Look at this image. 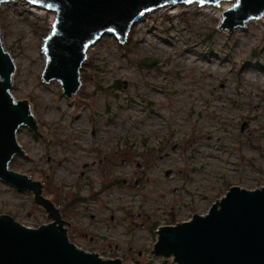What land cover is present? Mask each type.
I'll return each mask as SVG.
<instances>
[{"label":"rangeland","instance_id":"obj_1","mask_svg":"<svg viewBox=\"0 0 264 264\" xmlns=\"http://www.w3.org/2000/svg\"><path fill=\"white\" fill-rule=\"evenodd\" d=\"M24 3L1 4L0 32L15 63L11 93L30 103L37 132L19 128L25 152L10 168L44 186L43 196L70 222L71 242L76 244V191H98L102 181L118 175L135 180L139 163L148 166L139 173L141 189L133 183L115 187L96 201L124 218L122 206L141 201L154 218L183 199L172 193L176 186L207 193L208 209L234 185L264 186V19L229 32L203 7L144 14L122 44L112 34L101 36L87 55L79 90L67 98L59 81L42 79L52 20ZM104 155L109 164L91 172V186L83 185L81 163ZM120 157L129 163L116 164ZM165 169L182 170L184 177L167 179ZM0 213L32 228L47 221L31 191L2 180ZM143 236L138 244L146 255H134L140 264H177L153 251L151 234ZM117 238L123 242L126 234Z\"/></svg>","mask_w":264,"mask_h":264},{"label":"water","instance_id":"obj_2","mask_svg":"<svg viewBox=\"0 0 264 264\" xmlns=\"http://www.w3.org/2000/svg\"><path fill=\"white\" fill-rule=\"evenodd\" d=\"M6 1L0 0V5ZM22 1L55 13L57 32L53 36L50 30L45 38L42 79L59 81L67 98L79 90L88 49L102 35L112 34L122 44L141 16L140 12L147 14L163 6L192 2L217 5V0H204L203 4L200 0L190 3L186 0H45L53 4V11L40 4H30L28 0ZM222 1L233 3V0H220V3ZM145 8L150 11H144ZM262 15L264 0H241L238 8L230 7L224 12L220 27L232 32ZM108 28H114L115 32L107 31ZM14 72V60L4 48L0 32V180L18 191H31L34 201L56 221L58 209L42 195L41 183L10 168L11 160L25 152L17 140L19 128L37 129L30 103L15 100L11 93ZM123 83L126 88L128 82ZM246 129L245 125L241 133ZM153 251L157 255L173 256L177 264H264V186L250 190L237 185L230 187L205 214L194 215L176 226L163 227ZM0 264L123 262L79 249L70 242L66 230L55 222L32 228L9 214L0 213Z\"/></svg>","mask_w":264,"mask_h":264},{"label":"flooded vegetation","instance_id":"obj_3","mask_svg":"<svg viewBox=\"0 0 264 264\" xmlns=\"http://www.w3.org/2000/svg\"><path fill=\"white\" fill-rule=\"evenodd\" d=\"M174 146L172 147L173 150L177 148V144L175 147ZM160 159H164V157L161 156ZM47 161L49 164H53L50 156ZM58 163H61V161H58ZM115 163L121 166H126L129 163V159L126 157H120ZM108 164V156L106 155L97 160L83 161L78 169V173L80 174L79 181L83 182V185L87 187L91 186V172L94 169L96 170L99 167L107 166ZM139 165L140 166L137 167L139 168V171H135V174L137 175L135 180L133 178L123 177V175H118L115 178L102 181L101 187L98 191L91 193L86 191H76V247L104 258L120 259L123 264H129V259L135 264H140V261L136 260L134 255H137L141 259L146 255L145 248H140L138 244L143 239H146L145 236L140 237L144 231L151 234V236L157 241L159 231L163 227L179 225L190 220L194 215H203L208 211V208H206V203L208 201L207 193H202L200 191L192 193L191 191L184 190L182 186H176L172 189V193L183 199L174 201V204L170 207L163 209L162 216L153 218V215L145 204L138 201L135 205L127 203L125 206H122L127 213V217H125L126 220L123 222L125 218L121 213H115L112 207L107 204H102V199H98L97 201L96 199L106 191H110L112 188H129L132 183L135 185L133 188L141 189L145 180L142 176H139V173H144V170L148 166L141 163H139ZM167 172H169V176L167 175ZM172 173L175 175L172 176ZM164 176L167 179L184 177L182 170L173 171L172 169H165ZM137 179H139L138 184H136ZM43 188L44 186L42 185V191ZM184 195H187V197L184 198ZM118 198L122 199L123 194H119ZM55 207L57 208V205ZM203 208L207 210L202 212ZM42 209L47 216V221L39 225H48L55 222L56 225L63 227L68 235L67 227H69L70 223L62 217L63 213L59 207L57 208L58 212L55 211L59 217L56 221H54V218L50 217L44 207H42ZM128 215L131 218H128ZM118 233L126 234V238L123 242L118 241ZM128 234L130 236H127Z\"/></svg>","mask_w":264,"mask_h":264},{"label":"bare ground","instance_id":"obj_4","mask_svg":"<svg viewBox=\"0 0 264 264\" xmlns=\"http://www.w3.org/2000/svg\"><path fill=\"white\" fill-rule=\"evenodd\" d=\"M22 0H16L17 3H21ZM7 3H10V4H13L15 2V0H8L6 1ZM25 2V1H24ZM5 3V2H4ZM232 3L230 1H222L220 3V6H217V5H213V4H205V5H200L198 4L197 2H192L190 4H181L179 6H176V7H168V6H163L159 9H156V10H153V11H150L149 13H155V12H166V11H170L172 13H174L175 11H178V10H181V9H185V8H190V9H197L198 7L199 8H202L203 7V10L207 11V12H210V13H215L218 18H220V22L221 20L223 19L224 17V12L229 9L227 8V6H229V4ZM3 4V3H2ZM25 4L27 5V7H31L30 5H28L26 2L24 3V6ZM2 5H0L1 7ZM30 9V8H29ZM32 11H34L35 13L37 14H47V16L52 20V22L54 21L55 19V13L52 12V11H47L45 9H41V8H37V7H34L31 9ZM148 14V13H147ZM146 15V14H145ZM261 19H257V18H253L249 21H247L245 23V25H249L251 22H254V21H262L264 19V15H262L260 17ZM244 25V26H245ZM242 26V28L244 27ZM237 28H241V27H237ZM236 28V29H237ZM3 43V42H2ZM95 44V43H94ZM95 45H92L89 49H88V53L87 55L89 56L90 52L92 49H94ZM5 48V47H4ZM12 56V55H11ZM257 96H260V95H257ZM217 203V202H216Z\"/></svg>","mask_w":264,"mask_h":264},{"label":"snow or ice","instance_id":"obj_5","mask_svg":"<svg viewBox=\"0 0 264 264\" xmlns=\"http://www.w3.org/2000/svg\"><path fill=\"white\" fill-rule=\"evenodd\" d=\"M28 2L30 4H40L47 9H51V10L55 11L53 4L46 3L45 0H28ZM173 2H175V0H173ZM186 2L190 3V2H192V0H186ZM200 2H201V4H203L204 0H200ZM240 5H241V0H233V3H231L230 7L231 8H238ZM217 6H220V0H217ZM144 11H150V9L145 8ZM140 15L141 16L144 15V12H140ZM57 23H58L57 21H53L50 24V30L52 31L53 36H55V34L57 32ZM107 31L115 32V29L114 28H108ZM85 47H87V45H85Z\"/></svg>","mask_w":264,"mask_h":264}]
</instances>
